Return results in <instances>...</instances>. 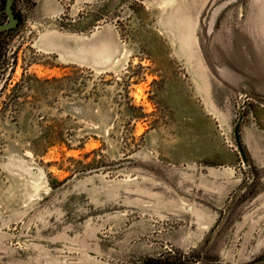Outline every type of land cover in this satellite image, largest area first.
<instances>
[{"label": "rangeland", "instance_id": "rangeland-1", "mask_svg": "<svg viewBox=\"0 0 264 264\" xmlns=\"http://www.w3.org/2000/svg\"><path fill=\"white\" fill-rule=\"evenodd\" d=\"M13 8L0 264H264V148L246 139L264 0Z\"/></svg>", "mask_w": 264, "mask_h": 264}, {"label": "crops", "instance_id": "crops-1", "mask_svg": "<svg viewBox=\"0 0 264 264\" xmlns=\"http://www.w3.org/2000/svg\"><path fill=\"white\" fill-rule=\"evenodd\" d=\"M260 33L263 41H264V32L258 31ZM263 41H258L257 44H255L253 49H257V51H263L259 55L262 56L255 64L258 66V70H255L256 72V78L252 81L253 87L255 92L259 95L264 96V70L262 68L264 67V43H261ZM252 121L254 122V127H249L246 132V139L249 142L250 149H252V152L257 155L260 154V147L264 148V136L262 133H264V103L259 102L253 109H252ZM251 130V131H250ZM242 131V130H241ZM244 132V133H246ZM242 139L244 138L243 132H241ZM244 142V139H243Z\"/></svg>", "mask_w": 264, "mask_h": 264}, {"label": "water", "instance_id": "water-1", "mask_svg": "<svg viewBox=\"0 0 264 264\" xmlns=\"http://www.w3.org/2000/svg\"><path fill=\"white\" fill-rule=\"evenodd\" d=\"M14 0H5V13L7 15V22L0 23V32L9 31L17 28L19 19L14 12L13 8ZM240 124L241 118L237 121L234 127V138L239 154L242 158V161L246 164V155L242 146V141L240 138ZM171 264H181V263H171Z\"/></svg>", "mask_w": 264, "mask_h": 264}, {"label": "trees", "instance_id": "trees-1", "mask_svg": "<svg viewBox=\"0 0 264 264\" xmlns=\"http://www.w3.org/2000/svg\"><path fill=\"white\" fill-rule=\"evenodd\" d=\"M164 264H171V263H164Z\"/></svg>", "mask_w": 264, "mask_h": 264}, {"label": "flooded vegetation", "instance_id": "flooded-vegetation-1", "mask_svg": "<svg viewBox=\"0 0 264 264\" xmlns=\"http://www.w3.org/2000/svg\"><path fill=\"white\" fill-rule=\"evenodd\" d=\"M19 21H20V18L18 17ZM19 24V23H18Z\"/></svg>", "mask_w": 264, "mask_h": 264}]
</instances>
